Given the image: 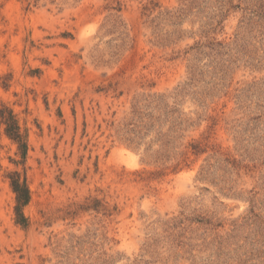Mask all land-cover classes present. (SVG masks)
Returning a JSON list of instances; mask_svg holds the SVG:
<instances>
[{"label":"rangeland","instance_id":"obj_1","mask_svg":"<svg viewBox=\"0 0 264 264\" xmlns=\"http://www.w3.org/2000/svg\"><path fill=\"white\" fill-rule=\"evenodd\" d=\"M2 104L0 264H264V0H0Z\"/></svg>","mask_w":264,"mask_h":264},{"label":"trees","instance_id":"obj_2","mask_svg":"<svg viewBox=\"0 0 264 264\" xmlns=\"http://www.w3.org/2000/svg\"><path fill=\"white\" fill-rule=\"evenodd\" d=\"M4 126V132L14 142L18 144L19 152L22 155V161L25 162L28 153V134L23 131L20 120L15 111L6 104L0 106V128ZM1 135V129H0ZM195 148L196 146L192 144ZM11 186L16 193L17 205L16 213L18 222L26 224L27 218L24 214V208L31 200V191L26 174L20 171L10 173Z\"/></svg>","mask_w":264,"mask_h":264}]
</instances>
